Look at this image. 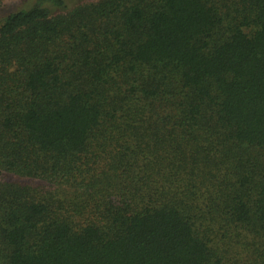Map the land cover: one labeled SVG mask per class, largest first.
<instances>
[{"label":"trees","instance_id":"trees-1","mask_svg":"<svg viewBox=\"0 0 264 264\" xmlns=\"http://www.w3.org/2000/svg\"><path fill=\"white\" fill-rule=\"evenodd\" d=\"M3 174L0 264H264V0L8 15Z\"/></svg>","mask_w":264,"mask_h":264},{"label":"rangeland","instance_id":"rangeland-1","mask_svg":"<svg viewBox=\"0 0 264 264\" xmlns=\"http://www.w3.org/2000/svg\"><path fill=\"white\" fill-rule=\"evenodd\" d=\"M33 1L34 0H0V24L2 20L8 15L31 6ZM92 1L94 0H83V3ZM219 2H221V0H219ZM6 182L19 183L34 188H39L43 191L48 190V185H45L44 183H41L39 181L18 179L14 176L5 174L0 175V184ZM238 239L240 241H244L245 237L242 236ZM220 248L222 249L221 253H223L224 255V264L227 262L228 264H247L249 262L248 260L253 258L252 251L246 248L244 245H241V247H237V250H235V247L227 249L224 245H220ZM239 258L242 261L240 263L238 262Z\"/></svg>","mask_w":264,"mask_h":264}]
</instances>
